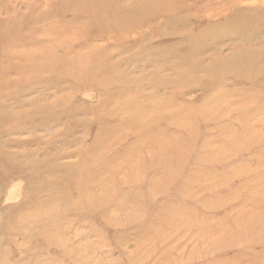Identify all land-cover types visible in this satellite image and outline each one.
<instances>
[{
  "label": "rangeland",
  "instance_id": "obj_1",
  "mask_svg": "<svg viewBox=\"0 0 264 264\" xmlns=\"http://www.w3.org/2000/svg\"><path fill=\"white\" fill-rule=\"evenodd\" d=\"M30 112L0 264H264V0H0V116Z\"/></svg>",
  "mask_w": 264,
  "mask_h": 264
},
{
  "label": "bare ground",
  "instance_id": "obj_2",
  "mask_svg": "<svg viewBox=\"0 0 264 264\" xmlns=\"http://www.w3.org/2000/svg\"><path fill=\"white\" fill-rule=\"evenodd\" d=\"M236 10L241 11V8H237ZM161 17L164 18L165 15H162ZM166 17H167V15H166ZM42 109H43V107L38 108V110H42ZM35 115H36L35 112H30V113L21 114V115L16 114V115L12 116V119H15L13 121L12 120L3 121L1 116H0V132L6 133V131H7L8 133H21V132H24V131L26 132L28 130L33 132L36 129H39L40 127L45 126V121L42 120V122H40V123L39 122L37 123L35 121V119H34ZM52 117L53 118L54 117L55 118H59L60 115L59 114H54V116H52ZM0 143H1V140H0ZM0 155H1L0 156L1 158L6 159L7 161L9 160V162L11 163V165H9V167H3V168L0 169V198H1V195L3 194V192L5 190L7 181H9L11 179H14V178H18V177L24 178L27 175H29L30 173H32V170H26L25 168L20 166V164H18V165L14 164V162L10 159L9 155L7 156L3 150L0 151ZM12 186H15V183ZM12 186H10V189L12 188ZM20 186H22V185H20ZM21 191H22V189H21ZM19 193H20V191H19ZM18 196H19V194H17L16 197H18ZM8 198H9V196H8ZM15 201H16V198H15ZM18 211H21L20 208H19ZM28 221H30V220H28ZM30 222H34V221H30ZM44 228L48 229L47 226L46 227L44 226ZM45 229H41V230L44 232ZM46 238H47V240L49 239L48 236H46Z\"/></svg>",
  "mask_w": 264,
  "mask_h": 264
}]
</instances>
